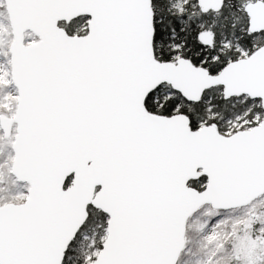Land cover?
Masks as SVG:
<instances>
[{"label":"snow or ice","instance_id":"snow-or-ice-1","mask_svg":"<svg viewBox=\"0 0 264 264\" xmlns=\"http://www.w3.org/2000/svg\"><path fill=\"white\" fill-rule=\"evenodd\" d=\"M0 264H264V0H0Z\"/></svg>","mask_w":264,"mask_h":264}]
</instances>
